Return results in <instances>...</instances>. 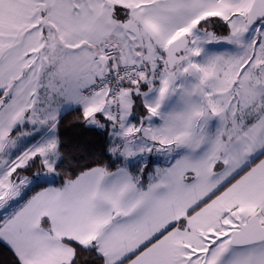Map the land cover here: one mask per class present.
I'll return each instance as SVG.
<instances>
[{
    "label": "snow or ice",
    "instance_id": "obj_1",
    "mask_svg": "<svg viewBox=\"0 0 264 264\" xmlns=\"http://www.w3.org/2000/svg\"><path fill=\"white\" fill-rule=\"evenodd\" d=\"M0 264H264V0H0Z\"/></svg>",
    "mask_w": 264,
    "mask_h": 264
},
{
    "label": "trees",
    "instance_id": "obj_2",
    "mask_svg": "<svg viewBox=\"0 0 264 264\" xmlns=\"http://www.w3.org/2000/svg\"><path fill=\"white\" fill-rule=\"evenodd\" d=\"M0 258H6V254L0 249Z\"/></svg>",
    "mask_w": 264,
    "mask_h": 264
}]
</instances>
